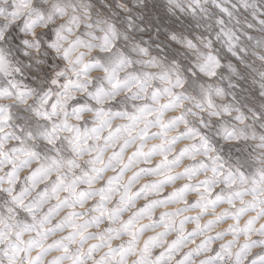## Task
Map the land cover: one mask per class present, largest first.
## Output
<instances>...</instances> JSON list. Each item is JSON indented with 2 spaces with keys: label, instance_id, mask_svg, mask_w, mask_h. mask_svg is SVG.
Instances as JSON below:
<instances>
[{
  "label": "snow or ice",
  "instance_id": "6c2138e0",
  "mask_svg": "<svg viewBox=\"0 0 264 264\" xmlns=\"http://www.w3.org/2000/svg\"><path fill=\"white\" fill-rule=\"evenodd\" d=\"M0 264H264V0H0Z\"/></svg>",
  "mask_w": 264,
  "mask_h": 264
},
{
  "label": "rangeland",
  "instance_id": "374dc122",
  "mask_svg": "<svg viewBox=\"0 0 264 264\" xmlns=\"http://www.w3.org/2000/svg\"><path fill=\"white\" fill-rule=\"evenodd\" d=\"M146 179H148V178H146Z\"/></svg>",
  "mask_w": 264,
  "mask_h": 264
}]
</instances>
